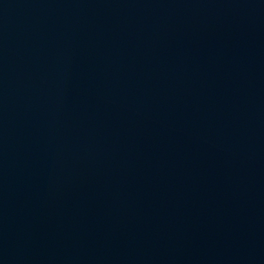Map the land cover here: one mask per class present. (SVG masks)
<instances>
[{
    "label": "water",
    "instance_id": "obj_1",
    "mask_svg": "<svg viewBox=\"0 0 264 264\" xmlns=\"http://www.w3.org/2000/svg\"><path fill=\"white\" fill-rule=\"evenodd\" d=\"M0 264H264V0H0Z\"/></svg>",
    "mask_w": 264,
    "mask_h": 264
}]
</instances>
